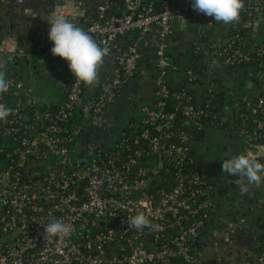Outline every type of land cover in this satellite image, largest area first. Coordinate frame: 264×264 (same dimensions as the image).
Listing matches in <instances>:
<instances>
[{
	"label": "built area",
	"instance_id": "2783aa9c",
	"mask_svg": "<svg viewBox=\"0 0 264 264\" xmlns=\"http://www.w3.org/2000/svg\"><path fill=\"white\" fill-rule=\"evenodd\" d=\"M91 1L96 14L85 7L87 0H66L64 7L72 12L54 13L88 32L108 49L106 56H112L107 76L96 84L99 93L85 99V83L75 78L68 63H62L71 82L57 111L41 110L55 98L20 81H7L9 92L0 96L6 107L11 92L20 95L0 123V264H207L198 252V242L207 232L204 229L215 223L219 206L212 196L210 176L192 167L196 137L211 118L223 114L224 103H230L228 110L237 112L240 133L246 139L245 154L264 161V95L250 99L228 94L215 83L208 59H202L204 76L198 74L197 66H180L170 59L174 19L179 18L182 26L190 22V13L205 16L192 8V0H166L163 6L154 0H122L118 13L109 12L111 0ZM263 8L264 0H253L246 7L251 21L242 27L259 26L256 15L264 18ZM54 13L30 36L29 48L17 49L4 41L0 55L49 56L60 64L48 38V21ZM155 29V104L142 107L141 129L135 134L121 130L114 141L105 142L100 136L103 112L118 99L127 81L140 73L142 44ZM127 32H137L138 38L119 45L117 38ZM241 40L237 32L208 48L224 72L257 57L264 64V45L252 51ZM170 70L180 72L190 85L198 82L204 87L203 107L192 104L184 92L170 93L165 80ZM225 93L231 102L219 98ZM169 97L177 104L173 111L166 109ZM21 103L32 112H23ZM75 108L81 120L68 127L69 112ZM96 118L87 140L91 144L80 156L81 150H72L71 145L79 139L82 123ZM125 126L133 124L129 121ZM103 142L111 148H103ZM141 212L159 225L158 230L130 227L129 217ZM53 220L69 224L70 236H46L44 227ZM257 242L247 250L242 264H264V252L254 261L247 259L252 250H258Z\"/></svg>",
	"mask_w": 264,
	"mask_h": 264
},
{
	"label": "crops",
	"instance_id": "0c3cea01",
	"mask_svg": "<svg viewBox=\"0 0 264 264\" xmlns=\"http://www.w3.org/2000/svg\"><path fill=\"white\" fill-rule=\"evenodd\" d=\"M65 1L0 0V43L10 42L15 44L17 49H21L17 37L30 38L54 11H64L62 9H65ZM121 1L111 0L109 12L118 13ZM85 7L90 12L96 10V5L91 0H87ZM230 24L231 22L224 24L215 21L213 17L205 15L175 28L169 43L170 59L198 68L202 62V54L213 44L224 41L230 35L232 27ZM253 26L255 28L252 38L255 41L260 39L263 41V26ZM156 38L155 29L142 44L144 57L140 73L124 87L120 97L102 116L100 136L106 142L114 141L125 124L132 119H139L142 107L154 100V90L148 75L154 66ZM20 60L21 63L18 65L5 63L2 72L6 81H20L54 98L60 96L63 86L65 87L69 79L68 71L62 65L67 61L61 58L60 64H56L49 56L43 58L33 56ZM103 63L108 70L113 65L112 56H105ZM178 74L171 77L175 86L179 85ZM260 74L264 76L261 71L248 73L246 76L229 74L227 80L230 86L224 89L228 90V94H242L247 98L256 99L264 95V81L260 80ZM250 81L253 85L248 87ZM8 89V85L0 89V96L6 94ZM7 104L11 107V104ZM229 106L230 103H224L223 114L219 116V118L223 116L219 121L225 125H218L217 119L209 122L205 131L196 139L194 146L197 166L210 176L212 194L219 206V216L215 223L208 226L206 234L198 242V252L207 264H242L243 256L253 247L255 237L259 241L257 242L260 244L259 247L264 248V183L259 186L249 184L244 178L230 176L222 171L223 160L245 154L246 139L235 129L240 126L239 120L235 118L232 121ZM234 115L237 116L236 111ZM240 184L245 185L247 191H241Z\"/></svg>",
	"mask_w": 264,
	"mask_h": 264
},
{
	"label": "clouds",
	"instance_id": "9594fccd",
	"mask_svg": "<svg viewBox=\"0 0 264 264\" xmlns=\"http://www.w3.org/2000/svg\"><path fill=\"white\" fill-rule=\"evenodd\" d=\"M242 7L243 0H192V8L195 11L224 24L238 20ZM48 25V38L53 44L51 53L67 61L70 71L77 80L88 85L94 83L108 49L100 47L88 32L76 26L63 14L54 13ZM4 75L0 72V89L7 87ZM10 112L11 109L0 105V120L6 118ZM222 171L230 176L244 178L249 184L259 186L264 183V161L258 160L252 153L223 160ZM240 189L247 191L243 184H240ZM129 220L130 227L137 230L145 227L153 230L159 228V225L152 224L142 212L129 217ZM71 231V226L60 220H53L44 227L46 236L59 239L70 236Z\"/></svg>",
	"mask_w": 264,
	"mask_h": 264
},
{
	"label": "trees",
	"instance_id": "16d2710c",
	"mask_svg": "<svg viewBox=\"0 0 264 264\" xmlns=\"http://www.w3.org/2000/svg\"><path fill=\"white\" fill-rule=\"evenodd\" d=\"M252 1L253 0H243V7L241 9V12H240V15H239V18H238L239 22L237 24H235L234 26L231 27V33H230V35L233 36L235 33L239 32L240 35L242 36L241 42H242L243 46L246 47V48L251 49L252 51H254L256 49V47L261 46V45H264V40L262 41L260 39L258 41H255L252 38L253 32H254V28H255L254 26H249L247 28L242 27V23H247V22L250 23V21H251V19H249L250 17H246V15H247V13H246L247 12L246 11V7H248L250 4H252ZM92 12H95V10L92 11ZM261 12H262V14H264V8L261 10ZM95 14H96V12H95ZM256 18H257V20H259V27H260V25H262L263 28H264V18L261 17V14H257L256 15ZM190 19H194L195 20V19H197V17H196V15L194 13H190ZM137 38H138L137 32H127L126 34L121 35L120 37H118L117 40H116V42L119 45L125 46V45H127V44L135 41ZM17 41H18V45L21 47V49L26 50L27 48H29L31 46V44H30L31 37L30 38H25V37H22V36H18L17 37ZM48 46L50 47V46H52V44H49ZM253 53H255V52H253ZM201 59H208V61L210 62V67H212V72L216 76V78L214 79V81H215V83L216 82L219 83L221 86L223 84V80L227 78V75L229 73H231V74L235 73V74H239L241 76L242 75L243 76H246L248 73H253V72H256V71H261L262 73H264V64L261 63L262 61L258 57L256 58V60L254 62H252L250 64H241V65H238V66L229 67L228 68L229 71H227V72H224L223 71V67L220 65V63H218V61H217L218 58L213 53V50H206L205 53L202 54ZM103 61H104V59H103ZM25 63L26 64H30L29 62L28 63L25 62ZM179 65L180 66H187V65H183L181 63H179ZM194 68H195V66H194ZM206 71H207V69H206ZM154 73H155V71L152 69L150 71L148 77H149V82L153 86V90H156V88H157L156 86L157 85L155 83V74ZM107 74L108 73H106L105 64L102 62V64L100 65V67L98 69V76H97L96 81L94 83L90 84V85L84 84V87H83L84 88L83 97L85 99H87L92 94H98L99 93V90L96 92V90H97L96 84L98 82H100L102 79H104L107 76ZM173 74L180 75V80H179V85L178 86H175L172 83L171 77H172ZM165 80H166V83H167L168 88L170 90V93H174V92L175 93H178V92H184V93H186V95H188L191 98V103L194 104L197 107H203L202 105L205 104L204 99L202 98V94H204V87H202V85L200 83L197 82L196 84H194L191 87L190 82H188L187 79L180 72H178V71H172V70L168 71V73H167V75L165 77ZM130 81H131V79L129 81H127V83L124 86H126ZM69 82H71V75L70 74H69L68 82L66 83L65 87L63 86L62 93L60 94V96L56 97L55 100H52L49 105H44L40 109L43 110V111H47V110L52 111V112L57 111L59 105L62 103V101H64V99L66 97V93H67V90H68V87H69V84H70ZM123 89H124V87L121 90V94L123 92ZM120 95L118 97H120ZM19 96L20 95L13 94V92H11L10 95H8L6 97V100H7V102L9 104H11V106H13V105L16 104L18 98H20ZM115 102L116 101H114L112 104L108 105L106 107L105 111L103 112V114L107 111V109L109 108V106L113 105ZM22 103L19 106V108L23 112L31 113L32 112L31 109L28 106H24ZM148 104L154 105L155 104V98H154L153 101H151ZM176 105H177L176 104V101L174 99H172L171 97H169L166 100V109H167V111H173V110H175ZM177 114H178V117H179L178 119H182V117H183L182 116V111L181 110H178ZM101 116H102V114H101ZM69 118H70V121L71 122H69L68 127H70L71 125H73V123H75V122H79L81 120L80 113H79V109L78 108H75L73 111H70L69 112ZM236 118H238V117L236 116ZM140 119H141V117L139 119H132V120H130V122H132L133 126L132 127L124 126V128L122 129V131L125 130V131L128 132V134H135L137 132V130L141 129V125H140V121L141 120ZM215 119L219 120L220 118L217 117ZM215 119L211 118L206 123V128H207V124L209 122H212ZM96 120H98V119L96 118V119H93V120H90V121H85V122L82 123L84 129L81 132V134L79 135V139H77L75 142H73V145H71V147L73 146L72 147V150H76V149H79L81 147H84V148L86 147L87 140H89L88 139V136L90 137V134L92 132V129H94L93 128V125H95V121ZM179 122L180 121L178 120L177 121V126H179ZM246 124H247V127L250 130L253 128V124H252L251 119H248L246 121ZM204 131H202L201 133H199L197 135L196 139L198 137H200L201 134ZM190 132L193 133L194 132V129L191 128L190 129ZM262 141H264V140H262ZM105 142H103L104 145H102V147L104 146L103 148H105V149L106 148H109L110 149L111 146H107L108 143L106 144ZM101 150H102V148H101ZM194 157H195V155H194ZM197 165L198 164H197L196 157H195V163L193 164L192 167L194 169L200 170ZM200 171L203 172V173H205L202 170H200ZM208 226H207V228H208ZM207 228H205L204 230L207 231ZM260 252H264V248H260L259 247L258 250H252L251 255H248L247 256V259L249 261H254L256 259L257 255H258V253H260Z\"/></svg>",
	"mask_w": 264,
	"mask_h": 264
},
{
	"label": "water",
	"instance_id": "95a60500",
	"mask_svg": "<svg viewBox=\"0 0 264 264\" xmlns=\"http://www.w3.org/2000/svg\"><path fill=\"white\" fill-rule=\"evenodd\" d=\"M158 5H165L166 4V0H154ZM146 7H142L141 10H144ZM173 25L175 26V28H180L181 27V20L179 18H175L173 21ZM5 63H13L15 65H18L21 63L20 59H16L14 55L12 54H2L0 55V72H2L5 69ZM199 68V75H203V64L202 62L199 63L198 65ZM9 72V71H8ZM260 80L264 81V76H261L260 74ZM253 85V82H249L248 83V87H251ZM230 86V85H229ZM192 87V85H191ZM219 98H221V94L219 95ZM236 130L240 131V127L237 126L235 127ZM88 154H92V150H90L88 152ZM256 239V237H255Z\"/></svg>",
	"mask_w": 264,
	"mask_h": 264
},
{
	"label": "flooded vegetation",
	"instance_id": "af4514ba",
	"mask_svg": "<svg viewBox=\"0 0 264 264\" xmlns=\"http://www.w3.org/2000/svg\"><path fill=\"white\" fill-rule=\"evenodd\" d=\"M229 80H227V78L226 79H224L223 80V84H222V87L224 88H228L229 87V82H228ZM227 93H225V94H223L222 95V98H223V100L225 101V102H231L229 99H228V95H226ZM238 95H240V96H244V95H242V94H238ZM225 98H227V99H225ZM232 108V107H231ZM228 112V111H227ZM229 113L231 114L230 115V118L232 119V121H234L235 120V115H234V113H233V111L232 110H229ZM223 116H221L220 118H222ZM224 118H225V116H224ZM218 122V125H225L224 123L222 124L219 120L217 121Z\"/></svg>",
	"mask_w": 264,
	"mask_h": 264
},
{
	"label": "rangeland",
	"instance_id": "374dc122",
	"mask_svg": "<svg viewBox=\"0 0 264 264\" xmlns=\"http://www.w3.org/2000/svg\"><path fill=\"white\" fill-rule=\"evenodd\" d=\"M90 144H91L90 142H87V143H86V146H87V145H90ZM79 149L81 150V152L79 153V155H80V156H83V155L85 154L84 147H81V148H79Z\"/></svg>",
	"mask_w": 264,
	"mask_h": 264
}]
</instances>
